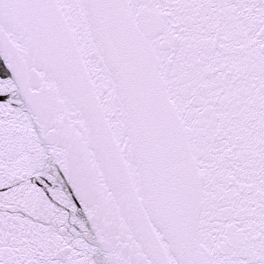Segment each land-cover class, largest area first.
Wrapping results in <instances>:
<instances>
[{"label":"snow or ice","instance_id":"1","mask_svg":"<svg viewBox=\"0 0 264 264\" xmlns=\"http://www.w3.org/2000/svg\"><path fill=\"white\" fill-rule=\"evenodd\" d=\"M0 264H264V0H0Z\"/></svg>","mask_w":264,"mask_h":264}]
</instances>
